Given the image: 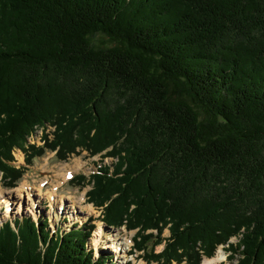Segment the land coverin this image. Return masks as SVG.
Masks as SVG:
<instances>
[{
	"label": "trees",
	"instance_id": "1",
	"mask_svg": "<svg viewBox=\"0 0 264 264\" xmlns=\"http://www.w3.org/2000/svg\"><path fill=\"white\" fill-rule=\"evenodd\" d=\"M16 148L26 164L46 149L116 159L86 197L136 230L145 264H200L220 245L230 264H264V0H0L9 187ZM93 229L6 219L0 264H118L88 249Z\"/></svg>",
	"mask_w": 264,
	"mask_h": 264
},
{
	"label": "rangeland",
	"instance_id": "2",
	"mask_svg": "<svg viewBox=\"0 0 264 264\" xmlns=\"http://www.w3.org/2000/svg\"><path fill=\"white\" fill-rule=\"evenodd\" d=\"M53 130L54 127L49 125L45 130L37 127L27 138V144L41 145L42 135L48 133L49 138H52ZM77 150V153L69 154L66 159H59L54 151L46 149L42 155L34 157L31 164H26L25 154L18 148L14 149L11 164L15 167L22 166L24 171L14 187L7 186L0 172V223L6 219L23 217H31L33 221L46 218L48 230L52 234L57 229L66 231L75 224L77 227L92 224L94 229L87 241V247L92 250L94 257L106 254L118 264H145L143 252L134 250L133 236L136 230L106 225L101 221V208L88 202L86 197V191L91 187L89 175L100 166L112 165L116 159L90 156L84 149ZM63 166H67V169L60 176L58 174ZM76 175H84L85 179L79 183ZM22 185L24 187L17 189ZM168 235L169 231L165 229L162 236ZM236 241L235 237L231 238V242ZM151 243L148 242V248ZM162 246L163 244L155 245L154 251H160ZM218 251L223 255V260L214 264H230L228 252L223 246L220 245L213 256ZM207 258L211 257H203L201 263ZM181 264L186 263L183 261Z\"/></svg>",
	"mask_w": 264,
	"mask_h": 264
},
{
	"label": "bare ground",
	"instance_id": "3",
	"mask_svg": "<svg viewBox=\"0 0 264 264\" xmlns=\"http://www.w3.org/2000/svg\"><path fill=\"white\" fill-rule=\"evenodd\" d=\"M19 158H21V155H19ZM66 169H67V166H63L60 169L61 171L59 172L58 175L61 176L64 173L63 171L66 170ZM22 187H24V186L22 185V186H20L17 189H21ZM222 260H223V255L218 251L215 256H213L211 258L204 259L201 264H214V263H218V262H220Z\"/></svg>",
	"mask_w": 264,
	"mask_h": 264
}]
</instances>
